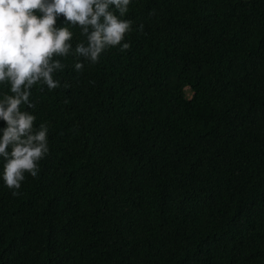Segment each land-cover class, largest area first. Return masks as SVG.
<instances>
[{
  "label": "trees",
  "instance_id": "16d2710c",
  "mask_svg": "<svg viewBox=\"0 0 264 264\" xmlns=\"http://www.w3.org/2000/svg\"><path fill=\"white\" fill-rule=\"evenodd\" d=\"M109 10L130 47L95 64L56 19L73 32L59 85L21 105L49 152L17 196L0 157V264H264V0Z\"/></svg>",
  "mask_w": 264,
  "mask_h": 264
},
{
  "label": "clouds",
  "instance_id": "9594fccd",
  "mask_svg": "<svg viewBox=\"0 0 264 264\" xmlns=\"http://www.w3.org/2000/svg\"><path fill=\"white\" fill-rule=\"evenodd\" d=\"M129 4L130 0H0V84L7 82L11 93L0 100V121L6 125L0 130V157L6 161L2 178L12 195L20 194L25 173L38 175V162L49 152L47 126L34 130L36 117L21 105L33 107L30 90L37 83L48 89L59 85L53 75L65 66L53 57L69 54L73 32L70 27L57 29V17L79 26L87 46L78 43L75 54L95 64L106 48L121 45L131 31L132 21L120 19L109 6L123 16ZM129 47L123 43L121 50ZM83 67L75 64L77 71Z\"/></svg>",
  "mask_w": 264,
  "mask_h": 264
},
{
  "label": "rangeland",
  "instance_id": "374dc122",
  "mask_svg": "<svg viewBox=\"0 0 264 264\" xmlns=\"http://www.w3.org/2000/svg\"><path fill=\"white\" fill-rule=\"evenodd\" d=\"M191 95V93H189L188 91H186V96L189 98Z\"/></svg>",
  "mask_w": 264,
  "mask_h": 264
}]
</instances>
